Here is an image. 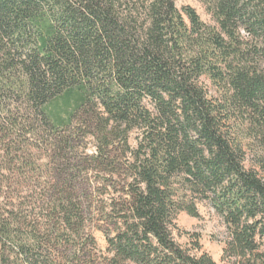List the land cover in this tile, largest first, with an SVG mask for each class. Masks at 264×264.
<instances>
[{
  "label": "trees",
  "instance_id": "obj_1",
  "mask_svg": "<svg viewBox=\"0 0 264 264\" xmlns=\"http://www.w3.org/2000/svg\"><path fill=\"white\" fill-rule=\"evenodd\" d=\"M200 1L0 0V264H217L206 201L264 264V0Z\"/></svg>",
  "mask_w": 264,
  "mask_h": 264
},
{
  "label": "rangeland",
  "instance_id": "obj_2",
  "mask_svg": "<svg viewBox=\"0 0 264 264\" xmlns=\"http://www.w3.org/2000/svg\"><path fill=\"white\" fill-rule=\"evenodd\" d=\"M178 9L186 7L192 8L199 15L202 22L206 25H213L214 20L209 13L207 6L200 0H177ZM137 134L134 133L130 143L136 146ZM90 152L93 151V143H88ZM246 167L255 170L264 180V166L260 163V156L254 151H247ZM199 218H192L186 213H180L177 218V230L174 233L176 242L184 249L189 250L193 255L198 254L195 250L198 244L202 251L208 253L217 264L222 262L223 249L227 239L226 228L221 218L215 213L210 202H202L197 206ZM98 251L107 255V240L100 231L93 233ZM264 252V248H263ZM229 264V263H228Z\"/></svg>",
  "mask_w": 264,
  "mask_h": 264
}]
</instances>
